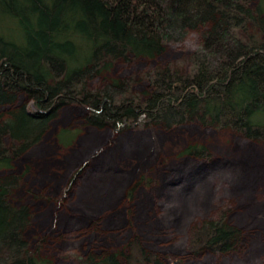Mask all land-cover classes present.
Masks as SVG:
<instances>
[{
  "label": "rangeland",
  "instance_id": "1",
  "mask_svg": "<svg viewBox=\"0 0 264 264\" xmlns=\"http://www.w3.org/2000/svg\"><path fill=\"white\" fill-rule=\"evenodd\" d=\"M235 3L240 7L227 16L232 33L259 45L264 20L258 21L250 0ZM198 41L191 33L182 42L166 44L156 59L134 58L117 46L99 50L95 67L110 63L111 68L71 83L72 95L100 92L106 81L117 80L116 99L143 106L151 86L166 73L180 79L193 75ZM19 94L16 104L31 106L29 97ZM87 115L86 107L68 102L32 138L2 140L5 149L17 152L0 178L16 176L6 203L28 212L18 235L25 241L23 250L37 245V252L54 264H77L76 257L90 248L97 253L124 250L136 239L145 257L154 254L162 264H264V128L255 127L248 137L195 120L163 128L137 118L114 130L111 124H89ZM62 129L72 136L67 145L57 138ZM96 135L100 139L86 146ZM188 145L205 147L209 157L180 156ZM119 177L125 183L116 186ZM205 184L207 196L201 195ZM206 222L232 232L228 246L191 249L192 233Z\"/></svg>",
  "mask_w": 264,
  "mask_h": 264
},
{
  "label": "trees",
  "instance_id": "2",
  "mask_svg": "<svg viewBox=\"0 0 264 264\" xmlns=\"http://www.w3.org/2000/svg\"><path fill=\"white\" fill-rule=\"evenodd\" d=\"M250 2L258 21L263 22L264 0ZM234 7H240L235 0H0V107L6 108L0 112V172L11 169L17 157L16 151L2 146L4 137L32 138L60 106L72 101L87 108L89 124H111L114 130L137 118L163 128L195 120L253 137L255 127L264 128V31L257 46L240 41L227 21ZM246 14L255 18L249 9ZM191 33L199 38L193 75L180 79L166 73L151 86L143 106L131 99L117 100V80L106 81L100 92L82 90L72 95L71 83L111 68L110 63L95 67L99 50L117 46L134 58L156 59L166 44L182 42ZM19 93L29 97L31 106L16 104ZM71 137L63 129L57 134L58 141L66 145ZM98 138L100 135L91 137L85 145ZM206 154L205 147L188 145L180 156L207 159ZM27 169L25 166L22 175ZM16 180L14 175L0 178V264H54L37 252V245H32L31 252L22 249L25 241L18 235L28 212L23 207L11 209L6 203ZM123 183L120 177L113 182L116 186ZM201 187V195L207 196L208 186ZM191 237V249L207 246L216 250L228 246L225 243L232 232L217 222H206ZM127 246V250L99 253L90 248L76 257V263L151 260L162 264L154 254L145 257L136 239Z\"/></svg>",
  "mask_w": 264,
  "mask_h": 264
}]
</instances>
